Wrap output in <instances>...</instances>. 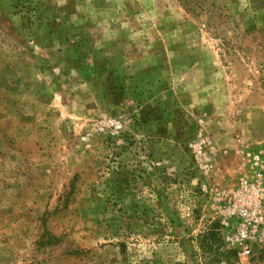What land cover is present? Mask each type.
Wrapping results in <instances>:
<instances>
[{
    "label": "rangeland",
    "instance_id": "rangeland-1",
    "mask_svg": "<svg viewBox=\"0 0 264 264\" xmlns=\"http://www.w3.org/2000/svg\"><path fill=\"white\" fill-rule=\"evenodd\" d=\"M263 165L264 0H0V264H264Z\"/></svg>",
    "mask_w": 264,
    "mask_h": 264
},
{
    "label": "built area",
    "instance_id": "built-area-1",
    "mask_svg": "<svg viewBox=\"0 0 264 264\" xmlns=\"http://www.w3.org/2000/svg\"><path fill=\"white\" fill-rule=\"evenodd\" d=\"M261 161L257 156L256 164ZM264 169V165H263ZM229 215L221 221L227 230L226 241L229 246L242 254L251 253V242L261 241L264 236V173L262 169L245 179L234 197L233 207ZM237 218V226H233L229 218Z\"/></svg>",
    "mask_w": 264,
    "mask_h": 264
},
{
    "label": "trees",
    "instance_id": "trees-1",
    "mask_svg": "<svg viewBox=\"0 0 264 264\" xmlns=\"http://www.w3.org/2000/svg\"><path fill=\"white\" fill-rule=\"evenodd\" d=\"M216 227H210L207 231H205L203 234L200 235V243L202 245V248H204L205 251H209L211 253H216L219 249L218 245V232L215 231ZM219 255H224L226 257H231L230 255H233L235 259H238L237 251L235 250H228L225 249V251L220 252ZM218 256H216L217 258Z\"/></svg>",
    "mask_w": 264,
    "mask_h": 264
}]
</instances>
